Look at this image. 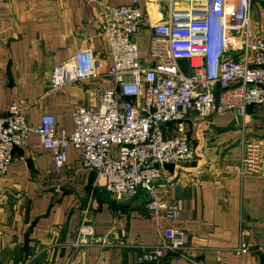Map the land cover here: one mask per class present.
I'll use <instances>...</instances> for the list:
<instances>
[{"label":"crops","instance_id":"crops-1","mask_svg":"<svg viewBox=\"0 0 264 264\" xmlns=\"http://www.w3.org/2000/svg\"><path fill=\"white\" fill-rule=\"evenodd\" d=\"M133 1L151 23L167 15L159 0H0V114L15 106L33 127L52 115L58 134L71 133L73 112L96 107L112 82L99 78L53 91L52 71L82 48L101 56L105 70L108 45L97 34L102 5ZM251 25L254 31L264 26V0L252 1ZM149 37L147 27L136 37L145 63ZM243 123L236 126L229 112L186 119L196 159L188 166H165L166 179L156 183L160 199L178 204L177 220L164 210L149 213L141 194L117 201L96 184L94 173L82 169L73 148L56 170L39 137L31 135L26 147L13 149L0 178V264H139L136 245L161 244L169 228L187 231L195 250L187 259L167 253L142 264H264V177L236 173L246 143L264 154V107H248ZM86 225L100 242L71 246ZM241 244L246 251L235 252Z\"/></svg>","mask_w":264,"mask_h":264},{"label":"built area","instance_id":"built-area-1","mask_svg":"<svg viewBox=\"0 0 264 264\" xmlns=\"http://www.w3.org/2000/svg\"><path fill=\"white\" fill-rule=\"evenodd\" d=\"M159 1L168 12L155 23L136 1L102 5L97 34L108 45L110 63L105 70L102 57L89 48L79 49L53 69L48 83L53 91L99 78L112 82L99 93L96 107L73 112L71 133L58 134L52 115H43L33 127L15 106L0 114V178L7 172L13 149L26 147L30 136L36 135L56 170L64 167L67 150L73 148L80 154L82 169L94 173L96 184L117 201L141 194L149 213L164 210L171 219H179L178 204L160 199L156 183L166 179L165 166L195 161L184 126L190 115L207 119L229 112L236 126L243 127L248 107H264V26L252 29L253 0ZM144 27L150 30L147 63L136 41ZM236 173L264 177V154L258 145H244ZM79 232L81 237L71 246L100 242L89 225ZM136 248L141 250L139 264L157 262L167 253L187 259V253L195 250L189 233L178 228L167 229L159 245ZM234 250L243 253L246 246Z\"/></svg>","mask_w":264,"mask_h":264}]
</instances>
